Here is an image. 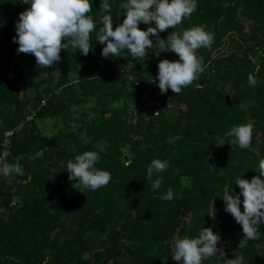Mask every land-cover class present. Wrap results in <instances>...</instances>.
I'll return each instance as SVG.
<instances>
[{
  "label": "trees",
  "instance_id": "16d2710c",
  "mask_svg": "<svg viewBox=\"0 0 264 264\" xmlns=\"http://www.w3.org/2000/svg\"><path fill=\"white\" fill-rule=\"evenodd\" d=\"M108 2L111 13L90 0L96 29L87 56L70 45L41 68L13 40L30 4L0 0V166L18 164L23 173L0 175V264H181L168 242L196 238L204 227L220 235L226 258L264 264V223L242 243V226L222 199L225 186L240 193L237 176L259 175L264 159V0H196L190 17L159 33L167 40L172 31L206 25L214 34L197 52L204 72L178 95L161 94L157 77L160 61L179 56L161 52L154 36L142 58L128 50L102 57L101 18L111 15L114 29L126 18L120 5L127 0ZM249 122L251 145L241 149L227 133ZM13 128L5 157L4 133ZM85 151L97 152L96 167L111 173L96 191L69 180L68 161ZM154 159L169 163L156 191V174L147 179ZM169 187L175 197L165 201ZM202 264L224 260L218 253Z\"/></svg>",
  "mask_w": 264,
  "mask_h": 264
},
{
  "label": "clouds",
  "instance_id": "9594fccd",
  "mask_svg": "<svg viewBox=\"0 0 264 264\" xmlns=\"http://www.w3.org/2000/svg\"><path fill=\"white\" fill-rule=\"evenodd\" d=\"M22 3L30 4V7L20 13L15 25L17 35L13 40L19 45L18 53L34 55L41 68H50L54 62L60 61L61 50L68 49L70 45L85 56L89 54L90 34L96 29L93 18L87 15L92 7L90 0H22ZM120 8L126 10V18L115 29L111 15L101 18L102 26L97 33V42L106 43L101 52L102 57H118L121 51L128 50L133 58H142L146 50L153 47L150 36H154L157 41L155 46L161 52H175L179 56L177 61L164 59L158 64L157 79L161 94L171 89L178 95L182 88L191 85L204 72L206 65L197 52L201 47H210L214 41V34L206 30V25L194 26L182 33L172 31L167 40L159 36V33L170 27L174 29L184 18L190 17L197 8L196 0H127ZM100 9L107 13L112 11L108 0H102ZM152 22H155V26L148 27L146 31L139 27L141 23L150 25ZM248 83L252 87L258 84L254 74L248 75ZM253 128L251 122L240 124L233 126L227 135L234 137L232 144L246 149L251 145ZM99 159L97 152L85 151L75 156L74 160H69V180L76 181L74 184L77 188L92 191L107 186L112 178L111 173L96 167ZM168 166L167 160L160 159H154L148 166L147 179L152 181L156 174L152 182L153 191L160 189L162 177L159 174ZM13 172L23 174L18 164L4 162L0 166V175L7 177ZM258 172L259 175L250 181L242 176L235 178L239 194H233L229 186L224 188L222 199L226 205L225 211L242 226V243L256 239L258 226L264 223V159L259 161ZM174 197L171 187L161 196L165 201H171ZM208 215L215 217L214 200ZM220 239V235L208 227H204L196 238H181L177 235L168 242L172 249L171 258L181 264H202L219 253L224 264H244L243 257L226 258L223 249L217 247Z\"/></svg>",
  "mask_w": 264,
  "mask_h": 264
},
{
  "label": "built area",
  "instance_id": "2783aa9c",
  "mask_svg": "<svg viewBox=\"0 0 264 264\" xmlns=\"http://www.w3.org/2000/svg\"><path fill=\"white\" fill-rule=\"evenodd\" d=\"M199 87H200V85H199ZM161 102L162 101H160V100L154 101L152 103H147L146 106L149 107V106H153V105H161ZM30 111H31V113L28 116L29 119H31L35 114V112L32 109H30ZM154 114L156 115V114H158V112L155 111ZM14 132H15V128L6 130V132L4 133L3 145L6 147L4 150V156L5 157L8 154L9 142H11V137L13 136ZM223 245H227L226 242Z\"/></svg>",
  "mask_w": 264,
  "mask_h": 264
},
{
  "label": "crops",
  "instance_id": "0c3cea01",
  "mask_svg": "<svg viewBox=\"0 0 264 264\" xmlns=\"http://www.w3.org/2000/svg\"><path fill=\"white\" fill-rule=\"evenodd\" d=\"M241 257V256H240Z\"/></svg>",
  "mask_w": 264,
  "mask_h": 264
}]
</instances>
